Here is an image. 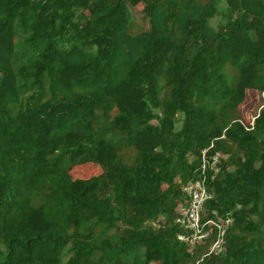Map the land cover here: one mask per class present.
<instances>
[{
    "label": "trees",
    "instance_id": "1",
    "mask_svg": "<svg viewBox=\"0 0 264 264\" xmlns=\"http://www.w3.org/2000/svg\"><path fill=\"white\" fill-rule=\"evenodd\" d=\"M247 91L264 97V0H0V264H264ZM195 181L203 224L232 220L219 255L214 230L177 239Z\"/></svg>",
    "mask_w": 264,
    "mask_h": 264
},
{
    "label": "built area",
    "instance_id": "2",
    "mask_svg": "<svg viewBox=\"0 0 264 264\" xmlns=\"http://www.w3.org/2000/svg\"><path fill=\"white\" fill-rule=\"evenodd\" d=\"M261 99L264 101L263 95ZM254 119L251 124H253ZM205 163V159H202ZM216 158L213 159V163ZM183 193L186 197L184 203L178 205L176 209V217L174 223L179 229L177 239L189 247L200 246L206 243L214 230L216 238L210 245L209 252L214 255H219L222 252L223 239L228 227L232 224L229 217L220 219L217 223L210 220L204 225L202 222V213L204 211L205 203L210 199L209 192L205 189L201 181L188 183ZM212 229H209V227Z\"/></svg>",
    "mask_w": 264,
    "mask_h": 264
},
{
    "label": "rangeland",
    "instance_id": "3",
    "mask_svg": "<svg viewBox=\"0 0 264 264\" xmlns=\"http://www.w3.org/2000/svg\"><path fill=\"white\" fill-rule=\"evenodd\" d=\"M132 14L134 15L136 21L139 24L146 25V20L143 16L142 7L141 5L137 8H131ZM210 25L212 27H215L216 25V19L210 21ZM261 94H258L254 91H247L246 93V99L244 103L240 107V113L242 115V123L244 125L251 124L252 120L255 118L256 114L258 113V110L261 107ZM180 121V117L178 118ZM180 126V122L177 123L176 127L178 128Z\"/></svg>",
    "mask_w": 264,
    "mask_h": 264
}]
</instances>
